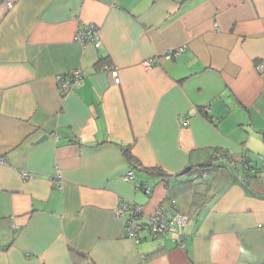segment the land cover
I'll return each mask as SVG.
<instances>
[{
	"label": "crops",
	"instance_id": "0c3cea01",
	"mask_svg": "<svg viewBox=\"0 0 264 264\" xmlns=\"http://www.w3.org/2000/svg\"><path fill=\"white\" fill-rule=\"evenodd\" d=\"M261 154L264 0L0 1V264H264ZM171 199L182 246L127 235L119 202Z\"/></svg>",
	"mask_w": 264,
	"mask_h": 264
},
{
	"label": "built area",
	"instance_id": "2783aa9c",
	"mask_svg": "<svg viewBox=\"0 0 264 264\" xmlns=\"http://www.w3.org/2000/svg\"><path fill=\"white\" fill-rule=\"evenodd\" d=\"M12 1L8 2V6H12ZM76 39L82 45H86L89 42H93L96 47L100 46L101 39L98 30V26L95 23H87L83 26V29L76 34ZM182 51V48L171 50L167 53V57L177 55ZM152 59H148L144 62L146 66H149ZM112 67L115 82L120 81L118 73ZM83 71L81 68L73 69L71 71V77L63 80L61 85L71 86L80 84L83 79ZM228 156H231L229 152L224 150H216L213 152V157L217 160H225ZM259 164L251 165L246 158L245 166L250 172L256 173L261 171L264 173V154L259 156ZM5 157H0V162H5ZM204 177L207 173L202 174ZM60 171H57V177H60ZM133 171L130 170L125 178H132ZM25 177L27 175L25 174ZM248 173H242L238 175L241 181L248 179ZM144 190L149 193L151 188L147 185L144 186ZM116 213L120 217H124L125 229L127 235L133 238L136 242H140L144 238H166L172 236L178 245L184 244V232L183 228L189 219V215L179 211L175 199H171L168 204L159 205L153 212L145 213L142 206L135 204L131 201H121L116 207ZM262 224H259L261 226ZM143 232L145 234L143 235Z\"/></svg>",
	"mask_w": 264,
	"mask_h": 264
},
{
	"label": "trees",
	"instance_id": "16d2710c",
	"mask_svg": "<svg viewBox=\"0 0 264 264\" xmlns=\"http://www.w3.org/2000/svg\"><path fill=\"white\" fill-rule=\"evenodd\" d=\"M0 1H2V0H0ZM70 76H71V74H70ZM216 150H219V148H217ZM220 150H223V149H220ZM122 151H123L124 155L127 157L128 161L131 164H135V160H134L135 158H134L133 154L131 153L130 149L128 147H126V146H123L122 147ZM224 151L226 153L227 150H224ZM230 159H232V156H228L225 160H217V159H215V157L212 156L211 160H210V163L207 165V167L209 166L208 168L207 167H201V168H197L196 169V171L194 173V176H195L194 179L199 178V179L205 181L207 179V177L209 176V174H210V171H211V169H209L210 167L219 168V167H221L223 165L224 161L230 160ZM245 160H247L251 164V162L248 160V158H246ZM203 173H207V176L204 177L202 175ZM169 176H170V174H166V178H168Z\"/></svg>",
	"mask_w": 264,
	"mask_h": 264
},
{
	"label": "water",
	"instance_id": "95a60500",
	"mask_svg": "<svg viewBox=\"0 0 264 264\" xmlns=\"http://www.w3.org/2000/svg\"><path fill=\"white\" fill-rule=\"evenodd\" d=\"M45 137V136H44ZM43 138V137H42ZM191 170V166H187L182 172H188Z\"/></svg>",
	"mask_w": 264,
	"mask_h": 264
}]
</instances>
